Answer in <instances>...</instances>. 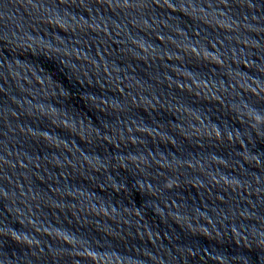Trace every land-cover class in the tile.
I'll return each mask as SVG.
<instances>
[{
    "label": "water",
    "instance_id": "obj_1",
    "mask_svg": "<svg viewBox=\"0 0 264 264\" xmlns=\"http://www.w3.org/2000/svg\"><path fill=\"white\" fill-rule=\"evenodd\" d=\"M0 264H264V0H0Z\"/></svg>",
    "mask_w": 264,
    "mask_h": 264
}]
</instances>
